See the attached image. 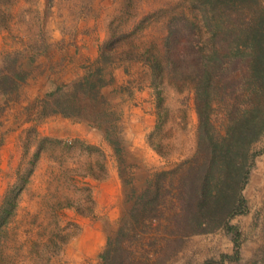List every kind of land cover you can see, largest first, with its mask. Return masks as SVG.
Listing matches in <instances>:
<instances>
[{"label":"rangeland","instance_id":"374dc122","mask_svg":"<svg viewBox=\"0 0 264 264\" xmlns=\"http://www.w3.org/2000/svg\"><path fill=\"white\" fill-rule=\"evenodd\" d=\"M15 1L7 3L10 30L0 31V203L18 199L0 232V262L100 264L107 239L128 227L132 187L139 193L151 174L195 152L189 81L162 75L154 83L142 56L162 54L172 16L200 14L184 0ZM85 78L95 90H72ZM61 87L81 99L73 117L54 112L60 94L48 95ZM253 150H264V138ZM243 195L248 213L232 221L242 235L233 264H263L264 153ZM232 249L217 230L185 238L164 264H203Z\"/></svg>","mask_w":264,"mask_h":264},{"label":"trees","instance_id":"16d2710c","mask_svg":"<svg viewBox=\"0 0 264 264\" xmlns=\"http://www.w3.org/2000/svg\"><path fill=\"white\" fill-rule=\"evenodd\" d=\"M9 1L0 0V31L11 27L6 19ZM184 1L200 14L198 20L184 11L172 16L162 54L142 56V61L154 83L162 75L189 81L198 121L195 152L174 168L151 174L139 193L132 187L128 227L107 239L100 264H164L180 251L185 238L217 230L232 243V253L203 264H233L241 258L242 235L232 221L248 213L243 191L264 153L253 150L264 138V8L259 0ZM71 88L88 95L96 87L85 78ZM67 89L57 88L48 96L59 93L53 99L54 112L73 117L75 102L81 99L68 97ZM99 93L92 99L106 104ZM106 140L114 145L109 135ZM17 199L18 194L0 203V232ZM138 247L141 253L135 255Z\"/></svg>","mask_w":264,"mask_h":264}]
</instances>
